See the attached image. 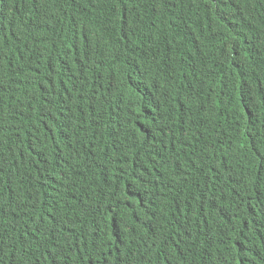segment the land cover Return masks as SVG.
I'll list each match as a JSON object with an SVG mask.
<instances>
[{"label":"trees","instance_id":"obj_1","mask_svg":"<svg viewBox=\"0 0 264 264\" xmlns=\"http://www.w3.org/2000/svg\"><path fill=\"white\" fill-rule=\"evenodd\" d=\"M0 264H264V0H0Z\"/></svg>","mask_w":264,"mask_h":264},{"label":"clouds","instance_id":"obj_2","mask_svg":"<svg viewBox=\"0 0 264 264\" xmlns=\"http://www.w3.org/2000/svg\"><path fill=\"white\" fill-rule=\"evenodd\" d=\"M68 103H69V101L64 102V103H62V104L67 105ZM96 113H100V114L102 115V113H101L99 110H97V109H96ZM99 119H100L101 121H103V116L100 117ZM126 138H127V133H126ZM48 152L50 153L51 151L48 149ZM46 160H47V162H50L48 156H45V157H42V158L38 159V161H42V162H44V163H45V164L51 169L52 173H59V174H60V170H59V168L54 167V166H52V165H49L48 163H46ZM33 190H34L35 192H37V189H33ZM56 209H57V208H49L48 211H49V212H56ZM21 217H22V216H21ZM21 222H22V219H21ZM49 233H50L49 231H46V232H45V235H48Z\"/></svg>","mask_w":264,"mask_h":264}]
</instances>
